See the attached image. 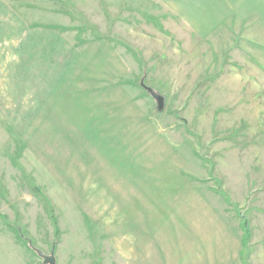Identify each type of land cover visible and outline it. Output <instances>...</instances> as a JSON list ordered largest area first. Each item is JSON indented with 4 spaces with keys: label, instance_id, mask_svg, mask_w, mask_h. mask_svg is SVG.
<instances>
[{
    "label": "rangeland",
    "instance_id": "obj_1",
    "mask_svg": "<svg viewBox=\"0 0 264 264\" xmlns=\"http://www.w3.org/2000/svg\"><path fill=\"white\" fill-rule=\"evenodd\" d=\"M202 30L0 0V264H264V26Z\"/></svg>",
    "mask_w": 264,
    "mask_h": 264
},
{
    "label": "crops",
    "instance_id": "obj_2",
    "mask_svg": "<svg viewBox=\"0 0 264 264\" xmlns=\"http://www.w3.org/2000/svg\"><path fill=\"white\" fill-rule=\"evenodd\" d=\"M185 25L204 34L233 24L264 26V0H162Z\"/></svg>",
    "mask_w": 264,
    "mask_h": 264
},
{
    "label": "water",
    "instance_id": "obj_3",
    "mask_svg": "<svg viewBox=\"0 0 264 264\" xmlns=\"http://www.w3.org/2000/svg\"><path fill=\"white\" fill-rule=\"evenodd\" d=\"M146 89H148L151 94L157 99L159 109H163L165 106V98L161 94L157 93L153 88L144 85ZM34 250H36L39 255L44 259V263L46 264H56V257L54 253L46 254L43 250L33 246Z\"/></svg>",
    "mask_w": 264,
    "mask_h": 264
}]
</instances>
